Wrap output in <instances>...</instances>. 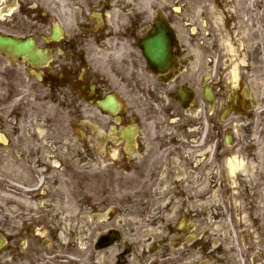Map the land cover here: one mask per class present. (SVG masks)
Instances as JSON below:
<instances>
[{
    "label": "flooded vegetation",
    "instance_id": "flooded-vegetation-1",
    "mask_svg": "<svg viewBox=\"0 0 264 264\" xmlns=\"http://www.w3.org/2000/svg\"><path fill=\"white\" fill-rule=\"evenodd\" d=\"M0 35L69 130L0 102V264H264V0H0Z\"/></svg>",
    "mask_w": 264,
    "mask_h": 264
},
{
    "label": "rangeland",
    "instance_id": "rangeland-1",
    "mask_svg": "<svg viewBox=\"0 0 264 264\" xmlns=\"http://www.w3.org/2000/svg\"><path fill=\"white\" fill-rule=\"evenodd\" d=\"M152 2L154 3V0ZM168 4L175 5L170 1ZM184 17L185 22H192L191 12L184 13ZM32 82L34 80L26 78V74L21 73V69L17 64H10L0 56V97H2L0 102L5 100V115L8 120L6 116H2V124H5L6 132L11 134H63L69 132L66 126H64L63 119L59 117L58 112L51 105V102L42 101V95L46 94L45 91L39 93V103L35 102L37 96L29 93L27 89V86ZM40 145H42V139H40ZM199 208L207 211L208 202L206 199L199 201ZM208 226L209 222L207 218L201 219L200 229L203 238L200 241V246L203 247L207 246Z\"/></svg>",
    "mask_w": 264,
    "mask_h": 264
},
{
    "label": "water",
    "instance_id": "water-1",
    "mask_svg": "<svg viewBox=\"0 0 264 264\" xmlns=\"http://www.w3.org/2000/svg\"><path fill=\"white\" fill-rule=\"evenodd\" d=\"M5 46H9V47H15L16 51L13 52L14 54H21L24 53L23 51H20L22 48L19 45H16L14 42L9 41V40H3L2 38H0V50H2ZM23 48H25V46H22ZM158 49L155 53L152 54V58L156 59V58H160L163 56L164 52H163V47L161 48L160 46H156Z\"/></svg>",
    "mask_w": 264,
    "mask_h": 264
}]
</instances>
